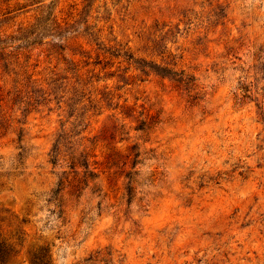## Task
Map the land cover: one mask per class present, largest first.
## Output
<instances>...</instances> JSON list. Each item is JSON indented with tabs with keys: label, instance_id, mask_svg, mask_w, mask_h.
Returning a JSON list of instances; mask_svg holds the SVG:
<instances>
[{
	"label": "rangeland",
	"instance_id": "1",
	"mask_svg": "<svg viewBox=\"0 0 264 264\" xmlns=\"http://www.w3.org/2000/svg\"><path fill=\"white\" fill-rule=\"evenodd\" d=\"M17 239L8 264H264V0H0Z\"/></svg>",
	"mask_w": 264,
	"mask_h": 264
},
{
	"label": "trees",
	"instance_id": "2",
	"mask_svg": "<svg viewBox=\"0 0 264 264\" xmlns=\"http://www.w3.org/2000/svg\"><path fill=\"white\" fill-rule=\"evenodd\" d=\"M60 139V138H59ZM58 139L55 141L54 148L51 151V154H55V158L58 156ZM51 164H55L51 162ZM71 189H75V186H72ZM18 247V250L15 248ZM22 248V241L17 239L16 242L8 243L4 240H0V264L10 263L17 254H19L20 249ZM44 254L39 251L38 253L29 254V261L31 264H44L42 259Z\"/></svg>",
	"mask_w": 264,
	"mask_h": 264
}]
</instances>
